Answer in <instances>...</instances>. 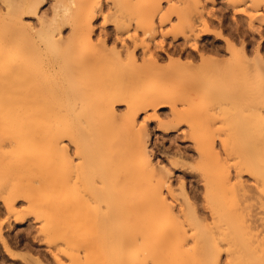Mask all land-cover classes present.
<instances>
[{
  "label": "rangeland",
  "instance_id": "1",
  "mask_svg": "<svg viewBox=\"0 0 264 264\" xmlns=\"http://www.w3.org/2000/svg\"><path fill=\"white\" fill-rule=\"evenodd\" d=\"M22 1L0 0V9L6 12L16 3L21 5ZM179 1L87 0L85 3L70 4L68 0H43L35 13L22 17V23L29 24L36 31L40 28L41 19L50 20L54 12H61L64 8L73 19L89 8H101V15L91 21L92 42L96 44L104 33L114 32L120 24L121 14L136 11L145 27L155 26V42H162L173 58L179 57L184 61L191 52L196 62L200 63L189 45L196 42L200 47L206 46L208 51L205 53L222 63L218 72L207 68L204 85L208 89L188 93L184 87L187 86L188 76H193L191 73L178 79L172 78L160 87L169 96V104L160 109H140L134 123L145 133L151 165L164 178L161 193L170 206L172 217L178 218V224L181 222L188 236L186 246L191 247L194 239L203 236L202 231L207 229L210 236L206 234L204 237L216 238L214 242L218 244V264H264V195L250 172L256 168L252 167L253 164L258 165L255 163V148L260 140L264 142V66L258 62L260 56L264 64V0H200L198 7L192 0ZM171 4L178 5L179 9L171 10ZM202 7L204 18L212 22L211 31L220 32L224 38L233 41L237 50L243 47L245 58L240 55L232 57L225 42L214 34L203 35L198 40H193V37L184 40L183 37L189 35L187 23L197 20V11H201ZM208 13H213L215 20L207 17ZM200 29L201 26L196 32ZM135 33L132 22L123 37ZM69 34L70 27L66 24L59 35L67 37ZM1 35H8L11 46L27 43L26 36L12 21L0 20ZM138 35L143 37L141 32ZM35 40L38 41V38ZM211 46L222 51L211 52ZM1 47L0 37V51ZM6 60L0 67V70H7V74L4 70L2 74L0 72L3 83L8 72L15 73L12 69L19 66ZM24 61L26 66L33 67L29 58H24ZM167 63L165 57L161 65ZM34 65L37 66L38 62ZM145 89L151 91L149 87ZM184 97L187 101H183ZM30 107L33 116L29 128L35 132L43 130L46 122L44 103L35 101ZM113 110L114 116L101 119L98 123L106 131L121 133L126 125L123 115L128 110L127 104H114ZM161 126L176 128L166 133ZM24 132V128L13 127L0 135V144L8 150L0 157L8 163L6 168L0 169V264H37L36 261L40 264H96L92 258L94 250L91 247L86 250L85 246L95 244L98 239L107 240L109 234L93 228L91 217H87L83 227L65 228L61 217L54 213L55 207L49 205V201L50 204L54 202V206L59 203L55 202L58 192L55 190L56 196L49 195L51 191L48 188H53L55 184L60 186L61 172L57 167L56 175H53L55 171L49 175L46 167L48 173L45 171V175L42 172L41 176L39 168L41 170L42 166L38 167L40 164L35 162L40 154L36 149L40 148L39 140L29 146L23 143L17 147L13 145L12 149L8 147L14 140V134L22 135ZM61 145L66 147L69 157L76 164L73 145L67 140H63ZM33 148L32 152L39 153H35V159L31 157L36 164L23 161L32 156L30 150ZM199 148L206 151L208 156L205 160L199 155ZM39 181L43 182L39 184ZM27 183L30 184L23 185ZM59 186H55L58 191L61 189ZM12 187H16L19 194L10 203L12 200L8 191ZM23 196L25 199L21 201ZM81 207L78 212L82 213ZM100 211H104L103 206ZM17 216L23 219L17 221ZM197 221L204 229L199 227L202 233L191 237L194 232L191 223ZM69 222L71 225L72 221ZM218 227L223 231L221 239L217 238L218 234L215 235ZM1 239L7 242L11 256L4 251ZM71 253L77 256L76 260L71 258Z\"/></svg>",
  "mask_w": 264,
  "mask_h": 264
},
{
  "label": "bare ground",
  "instance_id": "2",
  "mask_svg": "<svg viewBox=\"0 0 264 264\" xmlns=\"http://www.w3.org/2000/svg\"><path fill=\"white\" fill-rule=\"evenodd\" d=\"M42 1L23 0L21 5L17 6L16 3L6 12L0 9V20L12 21L27 38L24 45L11 46L8 35L0 36V67H3L6 59L8 63L21 67L17 65V69H12L16 72H8V75L11 73L9 76H5L7 70H0L6 71V74L3 73L5 82L0 80V135L13 127L26 131L22 135L14 134V140L8 147L12 149L13 145L17 147L23 143L29 146L36 139L39 140L41 150L39 147L36 149L40 154L35 152L39 156L32 152L33 148L30 150L32 156L23 161L40 164L41 176L42 172L46 175L47 171H50L47 172L49 175L55 171L53 175H56L58 167L64 185L60 183V187L55 184L61 189L58 191L54 186L53 191V188H48L52 193L48 192L49 195H54L55 190L58 192L57 196L54 195V201L59 203L54 206L51 200L49 205L55 207L54 213L61 217V223L65 228H78L84 226L87 217H91L93 228L109 234L107 240L98 239L94 241L95 244L85 246L86 250L88 247L94 250L92 258L96 264H218V244L214 242L216 238L204 237L209 235L207 229V233L202 231L203 236L195 235L197 240L194 239L191 247L186 246L188 236L181 222L178 224V218L175 219L170 213V206L161 193L164 178L152 167L145 133L136 128L134 120L140 109H160L169 104V96L160 87L172 78L178 79L181 75L191 73L193 76H188L187 86L184 87L187 92L206 91L207 68L218 72L221 61L208 56L205 53L208 51L206 46L200 47L196 42L189 46L192 52H196L200 63L196 62L191 52L184 61L179 57L173 58L162 42H155V26L145 27L136 11L121 14L119 26L115 27L114 32L105 31L96 44L92 42L91 21L101 15V8L82 11L76 19L69 17L68 10L64 8L61 12H54L50 20L41 19L40 28L34 31L32 26L22 23V17L35 13ZM68 1L70 4H79L87 0ZM192 2L196 7L201 4L200 0ZM170 8L173 11L179 9L174 4ZM197 15L196 21L187 23L189 35L182 36L184 40L191 37L198 40L203 35L214 34L225 42L232 57H246L243 47L237 50L233 41L224 38L220 32L211 31L212 22L204 18L203 7L197 11ZM206 15L215 20L213 13ZM132 22L136 33L123 37ZM66 24L70 27V34L61 37L59 32ZM200 26V31L196 32ZM138 32L143 37L139 38ZM212 51L220 53L222 50L213 47ZM163 55L168 62L165 66L161 65L165 60ZM24 58H29L32 68L25 65ZM36 62L37 66L34 65ZM258 62L264 66L260 56ZM35 101L44 103L46 119L44 129L37 132L29 128L33 116L30 105ZM183 101H187V98L184 97ZM121 102L126 103L128 109L123 115L126 123L123 132L106 131L98 122L114 116L113 105ZM161 128L167 133L176 127ZM63 140L73 145L76 164L69 157L66 147L61 145ZM4 146L0 144V157L8 153ZM198 153L204 160L208 156L201 148ZM263 154L264 142L260 140L254 154L258 165L253 164L252 167L256 168L250 172L264 195ZM35 156L38 158L34 162L32 158L35 159ZM7 166V161L0 158V169ZM18 194L16 187L9 189L10 203ZM48 197L54 199L53 196ZM24 199L25 196L21 201ZM57 204L59 206L56 207ZM79 206L84 212H78ZM102 206L104 211H100ZM16 219L20 221L23 218L17 216ZM69 220L72 221L71 225ZM191 224L194 231L191 237L202 233L199 232L201 224L198 221ZM216 232L217 238L221 239L222 228L218 227ZM1 240L4 251L11 256L7 242ZM71 258L76 260L77 256L71 253ZM36 262L40 264V261Z\"/></svg>",
  "mask_w": 264,
  "mask_h": 264
}]
</instances>
